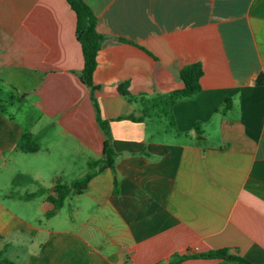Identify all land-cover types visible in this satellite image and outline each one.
I'll return each mask as SVG.
<instances>
[{"label":"crops","instance_id":"0c3cea01","mask_svg":"<svg viewBox=\"0 0 264 264\" xmlns=\"http://www.w3.org/2000/svg\"><path fill=\"white\" fill-rule=\"evenodd\" d=\"M84 2L103 35L92 79L113 168L96 167L48 213L53 185L88 170L104 134L78 76L67 1L0 0V171L14 174L0 178V248L14 264H161L218 248L264 264V82H255L264 74V0ZM191 62L201 64L200 91L172 104L174 127L124 117L140 111L120 83L133 95L167 92L182 86L177 72ZM41 130L37 150L15 148L24 132ZM18 173L34 181L13 186Z\"/></svg>","mask_w":264,"mask_h":264},{"label":"trees","instance_id":"16d2710c","mask_svg":"<svg viewBox=\"0 0 264 264\" xmlns=\"http://www.w3.org/2000/svg\"><path fill=\"white\" fill-rule=\"evenodd\" d=\"M76 16L75 35L80 43L83 66L78 73L82 83L89 88V96L92 102L96 121L98 122L104 134L102 156L89 164V169L86 170L81 176L74 178L69 183L58 182L53 185L54 194L48 196V200L52 203L53 207L48 212L49 214L55 213L63 204L64 200L71 193H80L84 189L88 180L96 173V167L108 165L113 168L116 158V152L111 145V133L109 129V120L100 116V109L95 97V91L99 88L94 84L92 75L96 66V55L101 46L103 35L96 30V17L91 8L84 2V0H66ZM202 75V68L199 62H191L183 65L177 72L178 79L182 82L180 88H176L163 93L137 94L133 95L128 92L126 84L120 83L118 85V92L130 102L138 105L140 111L139 116L128 115L124 116L134 121H140L145 117H159L167 121L170 127H174L171 118L172 104L183 98L194 96L200 91V76ZM256 84L264 82V74L257 75L255 79ZM225 105V104H224ZM225 107V106H224ZM121 118V117H119ZM197 130V127L194 126ZM199 132V131H197ZM45 130L32 134L24 132L17 141L15 148L22 152H33L40 146V139L44 135ZM34 179L28 174L18 173L12 179V185H20L33 182ZM44 192V189L39 187L36 191L26 194L24 198L34 197ZM6 247L0 248V264H14L5 254ZM188 257H204V258H224L228 260H235L242 264H251L244 257L231 254L226 248L213 249L204 253L197 254H172L168 261L161 264H171L177 260H183Z\"/></svg>","mask_w":264,"mask_h":264},{"label":"rangeland","instance_id":"374dc122","mask_svg":"<svg viewBox=\"0 0 264 264\" xmlns=\"http://www.w3.org/2000/svg\"><path fill=\"white\" fill-rule=\"evenodd\" d=\"M10 171H12V169L10 170V169H6V170H1L0 171V178L3 180V182L4 181H6V179H7V181H8V179H10V177L12 176V175H14V174H10ZM82 171V170H81ZM11 173H14V172H11ZM82 173V172H81ZM44 174H45V171L42 173V178H41V182H42V180H43V182H42V184H44V185H46V184H48V183H50V181H51V178H46V177H44ZM13 177V176H12ZM5 188H6V186H5ZM36 188V184H29V185H27V186H25L24 187V189L25 190H27V191H33L34 189ZM3 191H4V189H3ZM3 200V199H2ZM67 205L66 204H64V206H63V208L61 209V214L63 215V216H66L67 215ZM61 215V216H62Z\"/></svg>","mask_w":264,"mask_h":264}]
</instances>
